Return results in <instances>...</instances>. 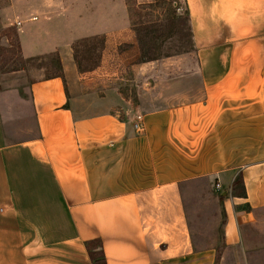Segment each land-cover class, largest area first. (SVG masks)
I'll use <instances>...</instances> for the list:
<instances>
[{
  "label": "crops",
  "instance_id": "crops-1",
  "mask_svg": "<svg viewBox=\"0 0 264 264\" xmlns=\"http://www.w3.org/2000/svg\"><path fill=\"white\" fill-rule=\"evenodd\" d=\"M181 1L195 95H158L156 81L137 79L146 62L105 0L62 2L53 13L68 28L38 22L22 34L25 57L58 66L29 85L34 136L7 141L0 117V264H92L94 239L105 264H212L213 252L193 250L181 185L216 179L224 248L252 219L244 207H264V154H252L264 153V0ZM239 172L244 197L230 194Z\"/></svg>",
  "mask_w": 264,
  "mask_h": 264
},
{
  "label": "rangeland",
  "instance_id": "rangeland-1",
  "mask_svg": "<svg viewBox=\"0 0 264 264\" xmlns=\"http://www.w3.org/2000/svg\"><path fill=\"white\" fill-rule=\"evenodd\" d=\"M54 1L60 4L55 5ZM70 1L75 0H0V117L9 142L36 134L29 85L36 79L54 74L58 66L54 55L25 57L21 50V36L27 32L34 36L39 23L43 25L45 22L48 30L60 23L66 27L70 19L66 16L63 20L60 14H54L57 11L53 7L58 10L62 2ZM105 1L109 5L110 17L123 20L126 29L132 32L142 61L146 62L137 79L156 81L158 95L171 92V95L179 96L183 91L188 95L197 94L201 75L197 68L195 46L188 50L183 2ZM237 59L238 65H243L240 60H244V56H237ZM180 79L187 80L189 86L168 87L166 81ZM259 145L254 138V148H259ZM245 154L244 151L237 152V155ZM252 154L255 158L264 153L254 151ZM180 189L194 251L213 252L212 264H264V207H244L252 213V219L240 225L237 246L228 249L221 243L223 205L219 196L224 194L220 193L222 188L216 185V179L203 177L189 180Z\"/></svg>",
  "mask_w": 264,
  "mask_h": 264
},
{
  "label": "trees",
  "instance_id": "trees-1",
  "mask_svg": "<svg viewBox=\"0 0 264 264\" xmlns=\"http://www.w3.org/2000/svg\"><path fill=\"white\" fill-rule=\"evenodd\" d=\"M185 15H186L185 25H186V30H187L188 50H192L194 48V42L192 39V33H191L190 24L188 20V14L186 10H185ZM230 194L232 196H237V197L245 196L244 183H243L242 175L240 172L237 173V175L235 176L234 180L231 183ZM219 199L222 200L223 197L220 195ZM222 216H223L222 221L220 223L221 226H223L225 223L223 210H222ZM221 243L223 244V233L221 235ZM86 249H87L88 256L92 264H105L104 254L101 250L100 241L98 239L87 241Z\"/></svg>",
  "mask_w": 264,
  "mask_h": 264
},
{
  "label": "built area",
  "instance_id": "built-area-1",
  "mask_svg": "<svg viewBox=\"0 0 264 264\" xmlns=\"http://www.w3.org/2000/svg\"><path fill=\"white\" fill-rule=\"evenodd\" d=\"M136 117H137V119H136V121H135V123H134V127H135V128H140V127H141L140 116L137 115Z\"/></svg>",
  "mask_w": 264,
  "mask_h": 264
}]
</instances>
